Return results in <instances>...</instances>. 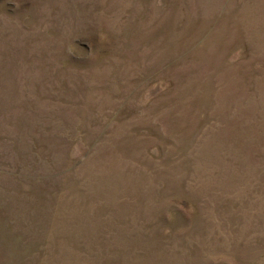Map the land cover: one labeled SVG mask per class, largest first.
Masks as SVG:
<instances>
[{"label": "rangeland", "instance_id": "rangeland-1", "mask_svg": "<svg viewBox=\"0 0 264 264\" xmlns=\"http://www.w3.org/2000/svg\"><path fill=\"white\" fill-rule=\"evenodd\" d=\"M0 264H264V0H0Z\"/></svg>", "mask_w": 264, "mask_h": 264}]
</instances>
